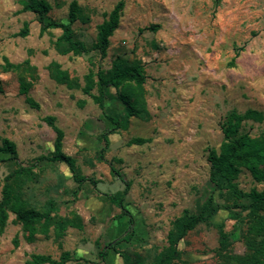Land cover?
I'll use <instances>...</instances> for the list:
<instances>
[{"label": "rangeland", "instance_id": "rangeland-1", "mask_svg": "<svg viewBox=\"0 0 264 264\" xmlns=\"http://www.w3.org/2000/svg\"><path fill=\"white\" fill-rule=\"evenodd\" d=\"M46 1L52 8L49 19L64 22L72 0ZM76 1L88 20L72 28L88 46L96 41V26L119 1L124 3L103 59L96 52L80 57L57 54L53 42L59 30L40 36L37 16L20 12L21 0H0V146L7 139L14 143L22 166L36 164L26 196L31 206L40 209L53 200L59 216L75 214L82 224L81 230L67 228L59 242L52 231L26 242L9 213L0 236V264H26L32 254L57 259L62 252L70 253L67 264H134L135 255L143 264H152L167 247L174 220L184 210L198 212L209 196L217 211L178 243L180 259L173 264H243L237 258L249 254L243 239L247 212L235 207L226 192L213 190L206 157L208 148L217 149L221 143L219 125L227 113L251 109L264 117V0ZM24 22L28 36L15 37ZM151 25L157 26L154 31L147 29ZM4 58L13 64L28 58L36 68L29 95L38 110L30 109L19 95L16 76L1 70ZM115 59L142 65L148 116L126 119L115 90L108 89L105 110L121 120V128L108 135L109 146L103 151L101 135L109 123L80 89L53 82L47 67L57 62L82 85L88 71L107 70ZM46 116L55 117L64 134V154L94 181L78 187L75 199L77 185L67 167L40 160L53 150L54 133L43 122ZM243 131L264 136V120L245 123ZM132 138L150 142L127 145ZM12 169L11 163H0V197ZM121 178L130 183L124 205L134 221L133 237L109 250L103 262L98 252L128 227V217H120L121 211L106 197L123 191ZM236 183L245 193L262 189L245 170ZM220 230L228 236L225 248L220 246ZM15 236L17 248L12 245Z\"/></svg>", "mask_w": 264, "mask_h": 264}, {"label": "trees", "instance_id": "trees-1", "mask_svg": "<svg viewBox=\"0 0 264 264\" xmlns=\"http://www.w3.org/2000/svg\"><path fill=\"white\" fill-rule=\"evenodd\" d=\"M20 12H28L37 16L39 23V35L42 36L51 30H59L60 35L53 42L54 50L61 56L71 55L80 57L91 52H96L101 59L106 57L109 47V39L118 28L121 12L124 3L119 1L108 14V16L96 26V41L88 46L76 38L73 24L78 21H87L76 0L68 5L66 20L49 19L48 14L51 6L46 0H21ZM157 26L151 25L147 29L154 31ZM29 34L28 23L24 22L15 37L26 38ZM229 64L233 65L235 58ZM3 72H10L16 76L18 93L24 97L25 104L33 110H38L39 105L29 95V92L37 79L36 68L32 66L27 58L19 64L10 63L3 59L1 67ZM50 79L58 85H63L68 90L80 89L82 94L89 97L94 105L100 110L102 117L110 125V128L102 133L104 142L103 151L108 148V135L114 134L121 128L118 117L106 113L104 101L108 89H114L117 99L126 111L125 118L137 116H148L146 101L142 98L146 76L142 65L133 61L125 63L120 59L112 61L107 70L98 69L96 72L88 71L82 78L83 84L77 78H72L69 73L62 69L57 62H50L48 67ZM95 91V92H93ZM81 105L83 102L80 103ZM262 113L248 109L243 113L235 110L226 114L220 123L222 140L217 149H207V162L209 164V182L216 192H226L235 201L237 208L247 212L246 227L243 233L245 246L249 254L244 258H237L243 264H264V136H251L243 131V125L247 122L262 123ZM53 116H46L43 122L54 133L53 150L49 156L40 158L50 164H64L71 174L77 190L73 192L75 199L78 187L86 182L94 184L92 179L83 176L76 166L75 160L64 154V134L55 123ZM150 139L132 138L127 145L142 146L149 143ZM0 154L7 158H0V163L9 162L13 166L12 171L6 176L1 190L0 197V236L6 227L9 213L15 216V221L21 226L26 242H32L36 236H48L53 233L54 241L59 242L65 235L67 228L82 229L81 220L75 214L70 218H64L57 214L56 204L53 200L45 202L40 208L31 206L26 199L29 191L28 183L32 181L36 164L22 166L17 158L13 142L4 139L1 142ZM111 172H118L111 166ZM242 170L247 171L252 179L262 186L261 190L251 189L248 193L238 189L236 180ZM124 189L119 194H109V204L121 211L120 217L127 216L128 227L116 240L108 243L98 252V258L105 261L109 250H114L116 245L128 243L133 237V218L125 210L124 199L128 194L130 183L124 181ZM241 201L240 204H238ZM212 196L201 205L199 211L192 213L184 210L181 217L174 220L171 230L167 234V247L158 254L152 264H173L180 259V252L177 250L178 243L186 235L193 231L199 224L207 223L217 211ZM220 246L225 248L228 236L222 230L219 231ZM12 245L17 248L18 237L12 240ZM72 260L69 252H62L57 259L47 255L32 254L26 264H67ZM134 264H143L138 255H135Z\"/></svg>", "mask_w": 264, "mask_h": 264}]
</instances>
